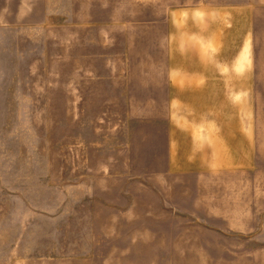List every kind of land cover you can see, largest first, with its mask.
I'll use <instances>...</instances> for the list:
<instances>
[{
	"label": "rangeland",
	"instance_id": "rangeland-1",
	"mask_svg": "<svg viewBox=\"0 0 264 264\" xmlns=\"http://www.w3.org/2000/svg\"><path fill=\"white\" fill-rule=\"evenodd\" d=\"M0 264H264V0H0Z\"/></svg>",
	"mask_w": 264,
	"mask_h": 264
},
{
	"label": "crops",
	"instance_id": "crops-1",
	"mask_svg": "<svg viewBox=\"0 0 264 264\" xmlns=\"http://www.w3.org/2000/svg\"><path fill=\"white\" fill-rule=\"evenodd\" d=\"M209 171H214V169H209V168H207V169H201V174L203 175L204 173H206V172H209Z\"/></svg>",
	"mask_w": 264,
	"mask_h": 264
}]
</instances>
